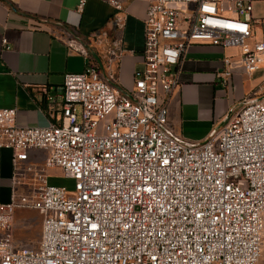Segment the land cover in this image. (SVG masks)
<instances>
[{
	"label": "built area",
	"instance_id": "2783aa9c",
	"mask_svg": "<svg viewBox=\"0 0 264 264\" xmlns=\"http://www.w3.org/2000/svg\"><path fill=\"white\" fill-rule=\"evenodd\" d=\"M143 66L134 86L115 84L123 39L106 31L88 41L65 28L66 45L85 59L61 88H42L50 124L21 128L0 110V149L33 176L29 196L0 204V264H259L264 250V102L247 101L201 144L168 128L174 68L192 45L240 50L224 60V85L236 71H258L264 42L254 41L253 4L264 0H143ZM87 0H79L84 11ZM117 31L126 17L118 0ZM7 41L3 40L6 50ZM49 153L28 165L29 153ZM59 170L73 192L52 186ZM17 209L44 215L37 249H17Z\"/></svg>",
	"mask_w": 264,
	"mask_h": 264
},
{
	"label": "crops",
	"instance_id": "0c3cea01",
	"mask_svg": "<svg viewBox=\"0 0 264 264\" xmlns=\"http://www.w3.org/2000/svg\"><path fill=\"white\" fill-rule=\"evenodd\" d=\"M79 0H0V110L15 109L21 128H45L50 124L41 89L62 87L64 76L81 73L85 59L66 45L67 33L87 40L93 50L104 45L91 39L94 33L106 31L123 39L124 54L117 67L115 84L123 89L134 86V74L143 66L145 45L144 20L147 3L143 0H118L124 7V31H117L116 9L107 0H87L79 13ZM63 28H62V27ZM251 27L254 41L264 42V1L253 4ZM3 40L9 47L5 49ZM235 48L192 45L174 68L178 85L172 91L168 108V128L187 144L204 143L247 101L264 102V63L253 74L238 70L224 85L219 73L224 60L240 58ZM12 152L0 149V204L12 196H29L33 176L26 164L19 171L12 165ZM49 153L32 151L28 165L41 167ZM48 172L49 178L54 172ZM44 215L35 210L17 209L12 234L17 249H37L42 236Z\"/></svg>",
	"mask_w": 264,
	"mask_h": 264
},
{
	"label": "rangeland",
	"instance_id": "374dc122",
	"mask_svg": "<svg viewBox=\"0 0 264 264\" xmlns=\"http://www.w3.org/2000/svg\"><path fill=\"white\" fill-rule=\"evenodd\" d=\"M48 182L52 186L65 188L68 192H73L75 189V182L71 179L65 178L60 171L54 172ZM259 264H264V250Z\"/></svg>",
	"mask_w": 264,
	"mask_h": 264
}]
</instances>
